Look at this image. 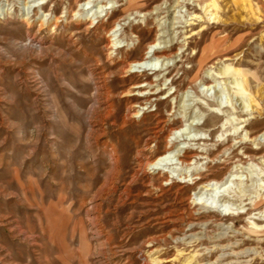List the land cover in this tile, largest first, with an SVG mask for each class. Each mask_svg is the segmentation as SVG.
I'll use <instances>...</instances> for the list:
<instances>
[{
    "label": "rangeland",
    "instance_id": "374dc122",
    "mask_svg": "<svg viewBox=\"0 0 264 264\" xmlns=\"http://www.w3.org/2000/svg\"><path fill=\"white\" fill-rule=\"evenodd\" d=\"M28 2L0 0V264H264V0Z\"/></svg>",
    "mask_w": 264,
    "mask_h": 264
},
{
    "label": "bare ground",
    "instance_id": "6f19581e",
    "mask_svg": "<svg viewBox=\"0 0 264 264\" xmlns=\"http://www.w3.org/2000/svg\"><path fill=\"white\" fill-rule=\"evenodd\" d=\"M148 57H146V59L144 60H138V61H133V62H130L129 64H127V66L125 67V71L128 72V73H131V72H136V71H139V70H143V69H150L152 67H144V65H153L149 59H147ZM155 68V67H153ZM140 94V93H139ZM125 95H133V93L131 94L130 90L127 91L125 93ZM140 96V95H139ZM144 97V96H143ZM142 97V98H143ZM144 102V101H142ZM139 113H133L131 116L132 117H136L138 116ZM180 132V131H179ZM179 136H183V134H180ZM179 138V137H177ZM182 155V154H181ZM180 163H184V160L181 159L180 157H178ZM171 162L169 159H167V156L166 155H163L161 157H157V158H154L153 160L151 161H146L144 164H143V167H146L147 166V169L150 168V169H153V170H162L164 171V169L162 168V166H165L166 165H170ZM190 236V235H189ZM192 237V236H191ZM186 239H187V233H186ZM150 242H148L149 244ZM144 258V257H143ZM142 264H150L146 258L145 260L143 261Z\"/></svg>",
    "mask_w": 264,
    "mask_h": 264
},
{
    "label": "clouds",
    "instance_id": "9594fccd",
    "mask_svg": "<svg viewBox=\"0 0 264 264\" xmlns=\"http://www.w3.org/2000/svg\"><path fill=\"white\" fill-rule=\"evenodd\" d=\"M45 3V0H30V2L27 3L26 5V11L29 16L32 14V9L34 7H39L40 4ZM85 5H82L84 7ZM111 6V5H110ZM50 13H43V21H47L49 18ZM131 18V17H129ZM95 22V21H93ZM161 45H154L153 47H160ZM152 49H149V55H151ZM169 63H172V61H169ZM144 67H159V64H153V65H144ZM151 171V169H149Z\"/></svg>",
    "mask_w": 264,
    "mask_h": 264
}]
</instances>
